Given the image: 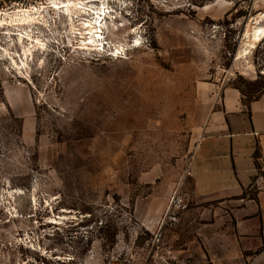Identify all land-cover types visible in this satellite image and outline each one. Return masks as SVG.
<instances>
[{"label":"rangeland","instance_id":"1","mask_svg":"<svg viewBox=\"0 0 264 264\" xmlns=\"http://www.w3.org/2000/svg\"><path fill=\"white\" fill-rule=\"evenodd\" d=\"M53 1L17 7L48 19L30 27L49 43L27 74L0 30V264H155L211 105L264 91V37H245L264 0H70L109 12L103 51L67 47Z\"/></svg>","mask_w":264,"mask_h":264},{"label":"crops","instance_id":"2","mask_svg":"<svg viewBox=\"0 0 264 264\" xmlns=\"http://www.w3.org/2000/svg\"><path fill=\"white\" fill-rule=\"evenodd\" d=\"M211 108L181 184L189 205L155 264H264V91L227 88Z\"/></svg>","mask_w":264,"mask_h":264},{"label":"bare ground","instance_id":"3","mask_svg":"<svg viewBox=\"0 0 264 264\" xmlns=\"http://www.w3.org/2000/svg\"><path fill=\"white\" fill-rule=\"evenodd\" d=\"M79 4L80 3H74L70 0L51 2V11H54L56 13L53 23H59L61 17L64 19V22L67 23L66 27L69 31L67 38V47L77 50L100 49L101 51H103L106 47V44H108L106 42L104 28L109 12H106L104 9H99L97 7L86 9L84 7L85 5L80 6ZM43 9L44 8H29L25 12L18 10L13 16L0 19V30L8 29V31L5 32L8 41L12 42L14 40L19 45L22 52V56L20 57L18 53L11 55L7 50L3 49L6 53L5 56H8V59L11 62V66H13L15 69H23L24 75L27 74V68L29 66L28 60L32 59L33 53H45L46 51H48V40L46 41L45 39H42L39 35L35 36V33L32 31L33 28H30L33 24L48 26V19L42 17L41 15ZM78 13L92 16L91 19H88L87 21L80 24V26L82 27V32H80V29H76V26H79V24L76 25V23H78ZM1 33L2 32H0V34ZM78 36H80L81 39L80 45H83L81 47L74 46L73 41L77 39ZM245 37H248V43L259 41L264 37V27L255 26L252 29L251 33H246ZM16 58H18L19 61L16 60Z\"/></svg>","mask_w":264,"mask_h":264},{"label":"built area","instance_id":"4","mask_svg":"<svg viewBox=\"0 0 264 264\" xmlns=\"http://www.w3.org/2000/svg\"><path fill=\"white\" fill-rule=\"evenodd\" d=\"M23 0H0V19L13 16L18 10L25 12L26 8H17ZM190 198L182 185H177L170 196L167 206L159 220L157 227L152 235L151 243L156 250H159L165 235L168 231L174 229L179 223L181 213L189 205Z\"/></svg>","mask_w":264,"mask_h":264}]
</instances>
